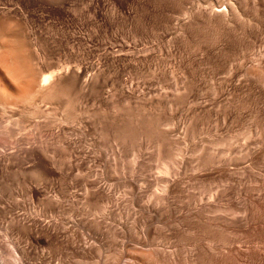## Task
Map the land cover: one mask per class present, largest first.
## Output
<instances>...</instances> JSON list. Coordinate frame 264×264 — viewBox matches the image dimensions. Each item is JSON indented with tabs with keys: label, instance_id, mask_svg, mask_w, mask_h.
Segmentation results:
<instances>
[{
	"label": "rangeland",
	"instance_id": "374dc122",
	"mask_svg": "<svg viewBox=\"0 0 264 264\" xmlns=\"http://www.w3.org/2000/svg\"><path fill=\"white\" fill-rule=\"evenodd\" d=\"M79 13H82V16H84L85 18H88L87 16H89V14L91 15V12H85L84 9H80ZM5 19V26L7 28L14 27L17 29V33H15L13 36L14 39H18V42L27 45L29 48L34 43H36L37 38L32 32L29 31L32 25L31 23L27 21L25 22V20L23 19H18V24V20L15 19V24L19 25L16 26L12 21L8 20L7 18ZM21 20H23L24 22ZM99 25V38L93 40L88 36L89 28H91L92 26L86 24L85 28L81 30V32L86 35V39L84 41L86 45L81 48H75L74 51H69L68 49L67 51L66 49H63L65 51H63L62 49H47L45 52L42 51V53L39 52L36 54L34 51H30L22 54V59H26L25 62L27 61V64L32 61L29 66L33 67L34 69L31 67L28 68H31V71H34L35 74L39 72V69L41 67V70L44 69L43 72L46 73L50 71L54 65L55 66L52 68V70L56 67L59 68V66H76V64L79 63L76 61H84L88 64L97 61L96 63H100L99 65L102 68L101 82L103 84L99 91V99V96L96 99L94 97V94L90 92V90H85V93L83 91L80 105L82 108H84L83 114L85 115L82 114L80 124L77 122L78 124H76L75 126V122H73V124H70L72 122H69V124L66 125L67 127L65 128V136H67L66 138L63 137V140L66 141V149L62 150L63 152L56 151L54 153L55 156H57V159H59L60 161L64 160L62 162L63 165H61L63 168L62 172H60L59 170L58 172H55V174L53 173V175L47 178L46 184L45 182L40 181L38 183V181H36V177L39 172H42L40 166H38V163L33 160L32 157H27L23 155V153H20V156H22L21 161L23 162L21 167L22 169H19V174L17 173L14 176L15 180L11 178V180L9 178H7L6 180V194L7 198L9 199L7 200V202H11L13 200L14 202L16 201L18 203L17 210L19 211V214L25 213L26 216H28L29 214V216L41 215V217H39L42 220H45L46 218V215L41 214L42 211L45 210L44 213H48V216L50 215L45 221H48L52 218L59 219L60 217L65 219L66 221H69L71 219L77 221V219L82 220L84 218L83 221L88 223V225L91 221V230L89 228L90 225H87L86 227L81 229V236L88 245H94L93 247H96L94 249L95 253L93 254H95L96 256L98 253L99 259H96L99 264H104L101 261L102 259H104V262H106L105 264H109L112 261V263L114 264H134L133 261L135 262L136 260L137 261L135 262V264H140L141 262L139 259L143 256L144 263L146 260V262H149V264H157V260L161 261V259H163L161 261L163 262L165 254L173 250H177L178 254H180L179 259H182L186 256L189 258L187 260L189 261L191 259V263L194 264H221L222 262V264H225L224 262H226V264H264V147H259L262 149L256 147L254 148L252 144H249L251 143L250 140H248L249 143L247 142V145L243 144L245 142L243 133L247 127H250V125V128H253L255 130L253 134V140H259L260 138L264 137L261 135V133H257L259 129L260 131L264 130V113L259 112L264 111V96L260 97L261 95L259 96L258 94L262 93V90L260 91V88L258 87L259 89L256 88V92L254 89V99H247L245 97V94L247 93L245 92V89L246 91L249 89L245 86V84H240V87H235L234 83L233 86L230 85L232 83L228 82L229 84H227L226 81L223 80H225L228 75L224 73L225 71L223 69L218 74V78L217 76L213 78L209 75L210 70H208L207 67H205L204 65L199 66L198 63H196V58L193 59V54H195V52L192 53L188 51L185 53L179 50L178 52L177 50H163L156 45L158 43V40L154 38H151V40L148 39L149 42L155 44L156 46H154L151 51H145V49L142 48L143 45L141 44L143 41L138 42V44L136 45V49L133 48L131 37L126 33L125 25L123 26L124 32L118 31L116 29L115 23L111 24L108 22L100 21ZM259 39L261 42L257 41V44L260 49H258L257 46L255 50L258 49L257 51H262L264 50L262 49V45H264V35L259 36ZM154 40H156V43H154ZM100 44L102 45V48L106 44V47L108 49L103 48L104 52L101 50H92L93 52L91 51V53L87 51L83 52V49L85 47H88L89 45L94 49L95 45L101 47ZM118 45H120L121 47ZM118 48L120 49V51L117 50ZM142 49H144V51ZM54 50H57V52H55ZM106 50H108L109 52H107ZM115 50H117L118 52ZM181 52H183V54L185 53L186 55L187 53H189V56H186L187 58L193 55L188 59L189 63H186L187 58L184 56L186 58L185 59ZM116 53H118L117 58ZM20 55H18V57ZM69 57H71V59H69ZM120 57L121 59H119ZM27 58L31 60L29 61L27 60ZM116 59L117 61L119 60L118 62L122 66L116 61ZM191 60L194 62V67L192 66L193 62ZM114 61L116 63H114ZM19 62L24 66L27 65H25L24 61ZM33 62L35 64L38 62L37 64L40 66L36 64L38 66L36 67ZM75 62L76 64H74ZM45 64H47L46 67ZM115 64H117L118 67L121 68H119V74L117 65ZM188 64L190 65L189 70ZM185 65H188V67ZM24 66L23 68H25ZM35 69L37 70V72ZM41 72L37 74L41 75ZM186 76L189 78H187V81ZM222 76H225V78H223ZM209 77L212 78L210 79ZM221 77L223 80L220 79V82V80L218 81V79ZM182 80L184 81L182 82ZM219 82L220 84L225 83L224 86L226 87H223L224 93L221 95L222 99L220 96L219 98H215L214 94V88H218L220 86ZM213 84L215 85V87ZM232 88L234 90L239 88V90H236L237 95L236 92L232 90ZM15 90L17 91V89L14 88H7L6 91H4L5 93H8H6L5 95L4 93H1L2 95L0 96H4L3 98L1 97L2 99L5 98L4 100L10 99V101L6 100L7 102L15 100L11 103H19V109L23 107L24 110H30V107L26 106L24 108V106H22L23 104L19 102V99L20 101H22V96H20V94L17 95L13 93L15 92ZM231 93L234 94L232 95ZM228 94L229 96H226ZM234 95L235 97L237 96V99L233 97ZM17 96H19L20 98L16 99L18 98ZM225 96L227 98H223ZM68 97L63 96L62 98H60L59 101L62 103V105L60 104L61 106L58 109L60 110L62 108L61 111L56 112V110H54L52 111L53 114L51 116H48L47 118L49 119L50 117L49 121L54 120V122L52 123L54 124V127L56 126L55 124H57L55 119H57V116L60 117V112L71 114L72 112H75L74 108L77 107V105L79 106V104L74 101V98H72V95ZM68 99L69 101L73 102V104L72 102L71 104H69L72 107L68 105ZM256 100H258V102ZM110 101L112 102V104ZM229 101L232 102L231 105L229 104ZM97 106L99 108H97ZM112 108L119 109L121 113H118V111L116 110L117 112L114 111V116ZM224 108L226 109V112ZM23 109H20V111L22 110L20 113V111H17L16 107V111L18 113L13 110L12 112L14 114H11V111L7 113L8 115L6 114L7 118L9 116L10 121V115H12V122L9 121L11 123L10 126L15 125V121L17 125V120L19 121L22 117H24L26 111L24 113ZM70 110L73 111L71 112ZM141 110V113L144 112L148 116L150 114H153L150 115V117L152 116L151 118L158 117L159 120H157V122L160 124L162 122L165 123L167 121L169 123V121H172V124L169 123L168 126L161 127L162 129H166L171 140L176 142H172L173 144L171 151L176 152L177 150H181L183 148L186 151L185 152L181 150L183 151V156H177L176 161L174 160L175 163L173 159H175L176 157H171L173 162L170 164L172 168H169L171 172L170 175H165L162 173L158 174L157 168L154 167L156 165L154 157L157 150L156 142L154 139L149 140L148 142H140L137 139V143H140H138L139 147L143 145L142 148L140 147L141 150H139L138 144L135 142L133 136H129V138L126 137L127 140H123L122 143L120 140L115 141L112 136L106 134L107 129H109L111 126L114 128V124L116 122L118 124H122V122L123 124H128L129 121L127 116H131V114L128 115L129 112L136 113ZM126 112L128 114H126ZM251 113L253 114V116L256 114L255 118L251 116ZM13 116H17L19 117V119L17 117L14 118ZM113 118H115L116 120ZM93 119L95 122L93 121ZM124 119L127 121H125ZM93 122L98 123L94 124ZM170 125L171 128L168 129ZM12 127L11 129H15V126L13 128ZM112 127L110 129H113ZM43 128L45 127H42V129ZM102 129L106 131L102 132ZM70 131H72L74 135L70 133ZM171 134L173 135L171 136ZM180 142L186 147L181 146ZM248 145H251L252 147L250 146L249 149ZM69 151L72 152L70 153ZM65 152L66 154H68L67 156ZM180 157L184 159H181ZM30 158L35 162H33L32 160L30 161ZM26 159L28 160L26 161ZM23 160H25L26 162ZM142 160L144 162H141ZM214 161L216 162V165H214ZM180 162L182 165H180ZM142 163L145 165L143 166ZM176 164H178V166ZM145 166H147L148 170ZM178 167H180V169ZM182 168L184 169V171ZM172 169L174 171H172ZM171 175L174 176L171 177ZM180 177L182 178V180ZM169 178H174L177 180L173 179V182L170 183L171 181H169ZM168 183L171 187L173 186L170 189L171 191L168 190V193H166V191L163 192L162 188ZM31 184L39 187L41 192L39 191L33 196V194L29 192V186ZM149 184H151V186ZM12 193H14V195H12ZM165 196L167 198H164ZM9 197L11 198V200ZM48 197H50V199H48ZM160 197H163V199L166 200H160ZM58 201H60V203H58ZM215 205L218 207H216L217 209L226 207V209L228 210H239L237 219H232L233 216L230 214V217H227L228 213L222 211L213 212V210L216 209H213ZM184 206H186L187 208ZM208 206L209 209L212 206V211H208L207 213V210L205 209H207ZM55 207L57 211H53V208ZM70 208H74V211L76 212L71 211L73 209L70 210ZM50 209L52 210L54 215H52V212H46L47 210L50 211ZM65 210H70V213L66 211L69 215H67L66 212L65 214L62 213ZM77 210L80 211H78L80 217L77 215ZM55 212L57 213V215ZM58 212H61V214ZM108 213L110 215H108ZM220 214H225V216L222 217L223 215L221 216ZM7 215L8 214H6V217ZM72 215H75V218L72 217ZM106 215H108V217H106ZM22 216L25 215L23 214ZM208 216L210 219L208 218ZM94 217H96V219H94ZM147 217H149L150 220ZM216 217H218V219ZM239 217H242L243 221ZM215 218L216 220H219L220 218V220L215 221ZM226 218H229V220ZM6 219L8 220V217ZM6 219L4 220L3 225L6 228V233L14 237L16 245L18 244L19 247H22L23 245L28 246L26 244H28L29 241L27 243V238H25L26 236L23 232H10V230L7 229L8 221ZM104 219H106V221H104ZM147 220L151 222H147ZM94 221L99 222L96 223L100 225V228L95 223L92 225V222ZM218 222L221 225H219ZM245 222L249 224L247 225ZM240 223L241 225L239 226ZM213 224L216 225L219 229H217L216 226L214 227ZM94 225L99 229H94ZM108 225H110V227H108ZM145 225L148 227L146 228ZM66 226H71V222L66 224ZM223 227L225 230L223 229ZM220 228L224 231L222 232ZM145 229L148 231V233L145 232ZM2 231L0 232V243H2V247L0 249L4 251V255L0 257V261L4 262L5 257L6 263L4 264H10V261H12V264H16V257L18 255L16 253L17 247L16 249H14V245H12L10 241H8V235H4ZM84 231H86V235H84ZM124 231L127 232L124 233ZM129 234L134 236H129L130 238L124 237V235L128 236ZM145 234L147 235V237ZM226 237L227 239H229V242H234L235 240H237L235 241V244H233L232 242L234 247L231 252L225 253V256L221 255V257H219L218 259L212 258L213 260H207L208 258L204 260V257L206 255L202 254L204 255V257L200 259L198 254L199 251L195 248L196 246L207 244L209 242V239H214L216 242H218L219 240L223 241V238L227 240ZM137 239L141 242L145 241L144 239H147V245L146 243L144 245V242L143 244H141L143 246L139 245L141 242L137 241ZM148 242H152L150 243L151 247H154L158 244L160 245L151 249ZM136 243L138 244V246H140L139 248L144 249V251L146 247H150L149 249L151 251L149 250V254L147 253V248L145 251L146 253H143V251L137 252L140 249L137 248L138 246ZM29 245L31 244L29 243ZM36 247L32 246V249H36ZM42 247L45 248L43 249ZM42 247L39 246V248H41L42 250L38 249L37 247V252L39 250V252L46 251L48 253L46 254L49 258H51V262L53 264H63V261L65 260V264H74L75 260L78 259L77 257L73 258L70 257L71 255H68V258L67 256H65V260H63V257H60L58 253H56L57 251L55 248L49 247V249L47 248V246ZM162 247H164V250H162L164 251V256L158 253V251L161 252L160 249H162ZM97 248L98 251L96 253L95 250H97ZM120 250L123 251V254L126 255V257L124 255L123 257L120 256ZM155 250H158L156 252L159 255L158 256L156 254V258L155 255L152 254ZM126 252H128L129 254H127ZM136 252L138 254L143 253V256L141 254H139L140 256L136 255ZM131 253H133V255ZM144 254H146L149 261H147V257ZM127 255H130L129 258H135L133 259V261H131L130 259L127 260ZM117 257L119 259H117ZM157 257H160L161 259ZM166 257L168 258L167 254L165 258ZM151 258H155L156 262L152 259L151 263ZM8 259H10V261H7ZM116 259L120 261H117V263H115ZM128 261H131L132 263ZM188 261L179 260V262L176 261L174 262V264H185L184 262ZM32 262H34V260H32ZM168 262L170 264H173L171 261H169V258L167 260V264H169ZM159 263L160 262H158V264ZM165 263L166 261H164L163 264ZM191 263L189 261L188 264Z\"/></svg>",
	"mask_w": 264,
	"mask_h": 264
},
{
	"label": "bare ground",
	"instance_id": "6f19581e",
	"mask_svg": "<svg viewBox=\"0 0 264 264\" xmlns=\"http://www.w3.org/2000/svg\"><path fill=\"white\" fill-rule=\"evenodd\" d=\"M80 9H84L85 12L86 11L91 12V15L89 14V16H87L88 18H85L84 16H82V13H79ZM5 18L12 21L14 23V25H16L15 19H17V20L23 19V20H25V22L27 21V22L31 23L32 25H31V28L29 29V31L32 32L35 35V37L37 39L39 38L40 40L36 39V43H34L32 46L30 45L31 46L30 48L27 45H24V44L18 42V39H14V37H13L14 34L17 33V29L14 27L7 28L5 26V20H6ZM19 20L17 21L18 24H19ZM23 20H21V21H23ZM21 21H20V23H21ZM100 21L101 22L102 21L108 22L111 24L115 23L116 29L120 32L123 31V26L125 25L126 33L129 34V36L132 39L131 41L133 42V44H132L133 48H136V45L138 44L139 41H141V42L143 41L141 44V45H143L142 48H144L145 51H149V50L151 51V49L154 48L155 44H152L151 42H149L148 39L151 40V38H154V39L158 40V43L156 45L163 50H165V49H167L168 51H173V50L176 51L177 50V52L179 50V51H183L185 53L188 51H190L192 53L195 52V54H193L194 55L193 59L196 58V61H197L196 63H198L199 66L204 65L205 67H207L208 70H210L209 75L212 76L213 78L215 76H217V78H218V74L223 69L225 71L224 73H226L228 75V77L225 78V76L224 77L222 76L223 78H225V80H223L221 77L218 79V81L221 79L223 81H226L227 84L232 83V84H230L232 86L234 83L235 87L236 86L240 87V84H242V83L245 84V86L249 89L247 91L245 89V92H247L245 94V97L247 99H250V98L254 99V97H253L255 94L254 92L256 91V88H258V87L260 88V91L262 90V93H258L259 96L260 95H261L260 97L264 96V50L257 51L258 49H260V47L257 44V41L261 42L259 39V36L264 35V0H0V95H2L1 93H4V95L6 93H8L9 92L8 90H7L8 92L5 93L7 88L8 89H11V88L17 89V91L15 90V92H13V93H15L17 95L20 94V96H22L21 97L22 101H20L19 96H17L18 98H16V99H19V102L23 104L22 106H24V108L26 106L30 107V110L29 109L24 110L23 107H21L19 105L24 110L23 111L24 113L26 111V114H24L22 112L24 114V117H22L23 119L21 118L19 121L16 119L17 125H16V121L14 120L15 125H12V126L13 127L15 126V129H11L12 126H10V124H11L10 122H12V115H10L11 116V121H10L9 116H8V118L6 117L8 115L7 113L11 111L10 113L14 114L12 111L13 110L16 111V107H17V111H20L21 108L20 109L18 108L19 103L18 104L17 103H11V102H14L15 100L9 102L10 99H6V100H9L7 102L6 100H4L5 98L2 99L4 96H0V232L2 230H4V231H2V233H4V235H8V233H6V228L3 226L4 220L8 217V220L6 219L8 221L7 229L10 230V232H18V231L23 232L24 235L26 236L25 238H27V243L29 241V243L31 244V245H29V243H28V244H26L28 246L23 245L24 247L23 246L19 247L18 244L16 245V241H14V237H12V235H8V241H10V243H12V245H14V249H16V247H17L16 253L18 255L16 257V261H17L16 264H53L51 262V258L48 257V255H47L48 253L46 251L45 252H42V251L39 252L40 250H42L41 248H39V246H41V247L47 246V248H49V247L55 248L57 251L56 253H58V255L60 257H63V260H65L64 259L65 256H67V258H68V255H71L70 257H73V258L77 257L78 259L75 260V263L73 262L74 264H99V262L96 259V258L99 259L98 253H97L98 248H97V250H95L97 253V255L95 256V254H93V253H95L94 249L96 247H93L94 245L93 246L88 245L83 240V238L81 236L82 235L81 229L88 225V223L83 221L84 218L82 220L77 219V221H75L74 219L66 221L65 219L60 217L59 219H55V218L50 219L49 218L50 220L45 221L46 219H48L47 217L50 216V215L48 216V213H46V214L44 213L45 210L42 211V213H41L42 215H46L45 216L46 218L44 217L45 220H42L40 218L41 215L29 216L30 215L29 214L28 216H26L25 213H20L22 215L23 214L25 215V216H22L19 214V211L17 210L18 203L16 201L14 202V200H13L11 202H7V200H9V199L7 198V194H6V190H7L6 189V180H7V178H9V179L11 178V179L15 180L14 176L19 172V169H22L21 167H22L23 162L21 161L22 156H20V153H23V155H25L27 157L28 156L32 157V159L38 163V166H40L42 172L38 171L39 173L37 174V177H36V179H37L36 181H38V183L40 181V182H45V184H46L47 178L49 176L53 175V173L55 174V172H58L59 170H60V172H62L63 168L61 165H63L62 162L64 160L60 161L59 159H57L56 158L57 156H55L54 153L56 151L61 152L62 150L66 149V147H65L66 141L63 140V137L66 138V136H67V135L65 136V134H66L65 128L67 127L66 125L69 124V122H72L70 124H73V122H75V126L78 123L80 124L82 114L84 113V108H82L80 105V103H81L80 101L82 98L83 91L85 93V90H90V92H92L94 94V97L97 99V97L99 96L98 97V99H99L100 98L99 91H100L101 86L103 84L101 82V77H102V70L101 69L102 68L99 65L100 63L99 64L96 63L97 61L92 62V63H96V64H92V63L88 64L87 62H84V61L83 62L82 61L81 62L76 61V59L78 58L77 57L75 59V61L79 62V63L76 64V62H75L74 64H76V66H73V67H71V65H70V67L68 65H66L65 67L59 66V68L56 67L55 69L52 70V68L55 66L54 65L51 68V70L46 72V73L43 72L44 69L41 70V68H42L41 67L40 69L38 68L39 72H37V70L35 69L37 73H40L42 71L41 75H39L37 73L35 74L34 71H31L32 70L31 68H33V67L29 66V64H31L32 61L27 64L26 63L27 61L25 62L26 59L25 60L22 59L23 58L22 54H25V52L27 53L30 51H34L37 54L39 52L42 53V51L45 52L47 49L48 50L49 49H59V50L60 49H62V50L66 49V51L68 49L69 51L70 50L74 51L75 48L84 47V45H86L84 42L86 39V35L83 34L81 32V30L83 28H85L86 24L91 25L92 27L89 28L88 36L93 40L96 38H99L98 35H100V33H98V31L100 28V25H99ZM16 26H19V25H16ZM7 29H9V30H7ZM154 43H156V40H154ZM263 43H264V40H263ZM98 45H95L94 49L92 46L89 45L88 47H85L83 49V52L87 51V52L91 53L92 50L93 51H97V50L103 51L104 49H108L106 47V44L103 47L104 49L102 48L101 44H100L101 47H99ZM120 45H122V44H120ZM120 45H118V46H120ZM256 47L258 49L255 50ZM144 49H142V50L144 51ZM262 49H264V45H262ZM109 50H110V48H109ZM117 50L120 51L119 48ZM117 50H115V51H117ZM54 51L57 52V50H54ZM63 51H65V50H63ZM106 51L109 52L108 50H106ZM134 51H135V49H134ZM183 52H181V53L183 54ZM196 52H197V54H196ZM122 53H123V50H122ZM192 53H190V54H192ZM146 54H148V53H146ZM184 54H183V57L189 56V53H187V55L186 54L184 55ZM18 55H20L19 57L21 58V60L18 57ZM117 55H118V53H116V58H117ZM193 55H191V56H193ZM27 56H25V57H27ZM135 56H136V54H135ZM17 57H18L19 61H21V62L24 61L25 65L26 64L27 65L24 66L22 63L20 64ZM71 57H73V56H71ZM71 57H69V59H71ZM190 57H188V58L186 57L187 59L185 58L187 60L186 63L189 61L188 59ZM29 58H27V60L30 61L31 59H29ZM119 59H121V57ZM116 61H117V59H116ZM194 62L192 63V66H193ZM114 63H116V62L114 61ZM33 64L36 65L34 62H33ZM47 64H45V67ZM134 64H135V62H134ZM22 65L25 68H23ZM37 65H36V67L40 66V65H38V66ZM115 65H117V64H115ZM188 65H185V66L188 67ZM190 65H191V63H190ZM190 65H189L188 70L190 69ZM28 67H31V68H28ZM117 68H118V74H119V71L121 68L118 67V65H117ZM149 71H151V70H149ZM188 75H189V73H188ZM190 76H191V74H190ZM212 77H209V78L211 79ZM183 78H185V77H183ZM187 78L188 77L186 76V81H187ZM199 78H201V77H199ZM217 78H216V80H217ZM216 80H214V81H216ZM221 80H220V82H221ZM183 81L184 80H182V82ZM220 82H219V84H220ZM224 84L225 83L220 84L221 88H220V86L218 88H216L215 85L213 84L215 87L214 88L215 98L216 97L219 98V96L221 97V95L224 93V91H223L224 90L223 87H225ZM18 89H19V91H18ZM242 89H244V88H242ZM254 89H255V91L253 92ZM232 90H234V89L232 88ZM236 90H239V88H237ZM236 90H234V91L236 92V95H237ZM241 91H240V93H241ZM90 92H89V95H90ZM258 92H259V90H258ZM10 93H12V92H10ZM234 93H231V94L233 95ZM7 95H9V94H7ZM71 95H72V98H74V101L77 102V104H79V106L77 105L78 108L77 107L74 108L75 112H72L74 109L72 111L70 110L72 112L71 114L65 113V112H63V113L60 112L61 113V114H59L60 117L57 116V119L54 118L57 122V124H55L56 126L54 127V124H52L54 122V120L49 121L50 117H49V119H47L48 116H51L53 114L52 111H54V110H56V112L61 111L62 108L60 110L58 109L62 105V103L59 101L60 98H62L63 96L68 97ZM196 95H197V93H196ZM226 96H229V94ZM226 96L223 98H227ZM233 97H235V95ZM231 98H230V100H231ZM238 98H240V97H238ZM257 98H258V96H257ZM69 99H68V105L71 104V102H72V101H69ZM221 99H222V97H221ZM228 99H229V97H228ZM258 100H256V101L258 102ZM16 101H18V100H16ZM217 101H218V99H217ZM229 102H230L229 104L231 105L232 102L231 101H229ZM166 103H168V102H166ZM72 104H73V102H72ZM111 104H112V102H111ZM106 105H108V104H106ZM31 107H32V109H31ZM70 107H72V106H70ZM97 108H99V107L97 106ZM166 109H167V107H166ZM112 110H113L114 116H115L114 111L117 110L118 113L120 112L119 109H117V108H112ZM17 111H16V113H18ZM21 111H20V113H21ZM95 111H94V114H95ZM136 111H138V110H136ZM141 112H142V110L139 112H136V113L129 112V114L126 112V114H128V115L131 114L130 117L127 116L128 121H129L128 124L127 123L123 124V122H122V124H118L116 122L114 124L115 125L114 128L111 126L112 124L110 125L113 129H110L111 127L109 129H107V131L102 129V132L106 131L107 135L112 136V138L115 141L120 140L122 143H123V140H125L126 137L129 138V136L130 137L133 136L136 143H137V141H136L137 139L140 142L141 141H147L148 142L149 140L154 139L156 142V146H157L156 147V149H157L156 155L154 157L155 158L154 160L156 161V163H155L156 165L154 167L157 168L158 174L162 173L165 175H170L171 172H170L169 168H172L170 164L174 160L176 161L177 156H179V155L183 156L182 153H183V151H185L184 148L181 149L183 151H181V150H177L176 152L171 151L172 144L176 143V142L171 140V138L168 134V131H166V129L161 128L162 126L163 127L168 126L169 123L172 124V121L171 122L169 121V123L167 121L165 123L160 121V122H162L160 124L157 122V120H159L158 117L151 118L152 116L150 117V115H153V114H150L148 116L144 112L143 113H141ZM225 112H226V109H225ZM259 112L264 113V111H259ZM122 114H124V113H122ZM83 115H85V114H83ZM192 115H193V113H192ZM255 115L253 116V114L251 113V116H253L254 118H255ZM15 117H17V116H15ZM116 117H117V114H116ZM17 118L19 119V117H17ZM94 119H93V121H94ZM113 119H115V118H113ZM122 120H123V118H122ZM256 120H257V118H256ZM125 121H127V120H125ZM97 123H94V124H97ZM254 124H257V123H254ZM172 126H174V125H172ZM42 127H45V128H43L44 130L42 129ZM250 127H251V125H250ZM250 127H247L243 133V136L245 138V142L243 144L247 145L249 143L248 140H250L251 143H249V144H252L254 146V148L255 147L256 148L264 147V137L260 138L259 140H253V136H254L253 134H254L255 130L253 128H250ZM169 128H171V125L168 127V129ZM70 133H72V131H70ZM257 133H261V135L264 136V130L260 131V129H259V131H257ZM72 134L74 135V133H72ZM172 135L173 134H171V136ZM124 143H126V142H124ZM139 144H138V147H139ZM142 144H143V142H142ZM142 146H140V147L142 148ZM181 146L186 147V146H184V144L182 145V143H181ZM248 146H249L248 148L250 149L251 145H248ZM140 147L138 148L139 150H141ZM259 149H262V148H259ZM247 153H248V151H247ZM65 154H66V152H65ZM67 155L68 154H66V156ZM63 156H64V154H63ZM174 156L176 158L173 159V161H172L171 157L174 158ZM32 159L30 158V161ZM181 159H184V158H181ZM27 160L28 159H26V161ZM23 161H25V160H23ZM35 161H33V162H35ZM175 161H174V163H175ZM141 162H144V161L142 160ZM181 162H180V165H182ZM178 164H179V160H178ZM178 164H176V165L178 166ZM184 164H185V162H184ZM142 165L144 166L145 164L142 163ZM169 165H170V167H169ZM214 165H216V162ZM145 167L147 168V166H145ZM178 168L180 169V167H178ZM147 170H148V168H147ZM172 171H174V170L172 169ZM176 171H178V170H176ZM183 171H184V169H183ZM177 173H179V172H177ZM34 175H33V177H34ZM173 176L171 175V177H173ZM173 179L169 180V181H171L170 183L173 182L172 181ZM34 180H35V178H34ZM174 180H177V179H174ZM181 180H182V178H181ZM164 183H166V182H164ZM40 184H42V183H40ZM149 185L151 186V184H149ZM169 186H170L169 183L166 184L162 188V191L163 192L166 191V193H168V190L171 191L170 189L173 186L172 187L170 186V188H169ZM178 186H180V185H178ZM29 187H30L29 192L31 194H33V196L35 194H37L39 191L41 192L39 187H37L34 184H31ZM172 191H173V189H172ZM12 195H14V193H12ZM166 196L164 198H167ZM215 198H216V195H215ZM215 198H214V201H215ZM48 199H50V197H48ZM10 200H11V198H10ZM136 200H137V198H136ZM160 200L165 201L166 199H163V197H160ZM58 203H60V201H58ZM185 205H187V204H185ZM184 207H186V206H184ZM211 207L209 209V206H208V208L205 209V210H207L206 211L207 213H208V211L209 212L212 211ZM216 207L217 206L215 205V207L213 209H215ZM217 208L215 210H213V212L214 211H220V212L222 211V212L228 213L227 217H230L229 216V214H230L234 217V218L232 217V219H237V217H238V213H239L238 211L239 210L238 211L235 209L234 210H228V209H226V207L225 208L224 207L219 208V209H217ZM54 209H56V207L53 208V211H57V209L56 210H54ZM71 209H73V210H71ZM167 209H169V208H167ZM67 210H65L62 213L65 214V212ZM70 210L74 211V208H70ZM69 211H67V212H69ZM78 211L79 210H77V212ZM46 212H52V210L50 209V211L47 210ZM67 212H66V214H67ZM74 212H76V211H74ZM79 212L77 213L78 216H79ZM58 213L61 214V212H58ZM6 214H8L7 217H6ZM52 215H54L53 212H52ZM56 215H57V213H56ZM67 215H69V214H67ZM108 215H110V214L108 213ZM108 215H106V217H108ZM222 215H221L222 217L225 216V214H222ZM74 216L75 215H72V217H74ZM149 217H151V216H149ZM149 217H147V218H149ZM218 217H220V216H218ZM218 217H216V218L218 219ZM208 218H209V216H208ZM216 218H215V221L220 220V218H219V220H216ZM239 218L242 220V217H239ZM67 219H68V217H67ZM94 219H96V217H94ZM226 219L229 220V218H226ZM149 220H150V218H149ZM223 220H224V218H223ZM104 221H106V219H104ZM70 222H71V226H66V224H68ZM87 222H88V219H87ZM96 222L97 221L92 222V225L94 223L95 224L99 223V222H97V223ZM147 222H151V221L147 220ZM207 222H208V220H207ZM211 222H209V223H211ZM224 222H225V220H224ZM90 223H91V221L89 222L90 226L88 225L89 228L92 227ZM216 224H217V222H216ZM228 224H230V223H228ZM231 224H232V222H231ZM105 225H106V223H105ZM219 225H221V224L219 223ZM240 225H241V223L239 224V226ZM94 226H93V228L95 229L96 226L95 227ZM97 226H99V228H100L99 224H97ZM143 226H144V224H143ZM215 226L216 225H214V227ZM108 227H110V225H108ZM147 227L148 226H146V228ZM99 228H96V229H99ZM221 228H220V230H221ZM217 229H219V228L217 227ZM223 229H224V227H223ZM90 230H91V228H90ZM112 230H114V229H112ZM224 230H221V231L223 232ZM85 232L86 231H84V235H86ZM126 232L127 231H124V233H126ZM145 232L148 233L147 230ZM130 233H131V231H130ZM147 235H146V237H147ZM129 236L132 237L134 235H131V234H129L128 236L124 235V237H129ZM226 239H227V237H226ZM144 240L145 241L141 242L140 240L137 239V241L141 242L139 245L143 244V242H144V245H145V243L147 245V239H144ZM222 240L223 241L219 240L218 242H216L214 239H209L208 240L209 242L207 244L196 246L195 248H196V250L199 251L198 254H199L200 259L203 258L204 255H206L204 257V260H206L207 258H208L207 260H213L212 258L218 259L219 257H221V255L225 256L226 255L225 253L232 251V249L234 247L233 244H235V241H237V240H235L234 242L232 241L233 242V244H232L231 241L230 242L228 241L229 239L225 240V238H223ZM148 243L150 245V243H152V242H148ZM1 245H2V243H0V248L2 247ZM158 245H160V244H158ZM158 245H156L154 247H157ZM32 246H35V247L37 246L38 249H40V250L37 252V250H36L37 247H36V249H32ZM137 246H138V244H137ZM141 246H143V245H141ZM135 247H136V245H135ZM139 247L140 246H138L137 248H139ZM150 247H151V245H150ZM154 247H151V249ZM164 247H162V249H160L161 252L158 250L153 251L154 253H152V254L155 255V258H156V254L158 255V253L160 255L164 254L163 253L164 251H162V250H164ZM42 248L44 249L45 247H42ZM143 248H145V247H143ZM146 248H145V251H146ZM149 248H147L148 254L151 251ZM139 249H137V250H139ZM155 249H157V248H155ZM234 250H236V249H234ZM120 251H121L120 256L123 257V255H124L123 251L122 250H120ZM140 251L141 252L143 251V253H146L144 251V249H140L137 252H140ZM156 251H158V253ZM124 253H125V251H124ZM126 253L129 254L128 252H126ZM143 253H139V254H141L143 256ZM131 254L133 255V253H131ZM134 254H135V252H134ZM139 254L137 253L136 255H139ZM166 254L168 255L169 261H171L173 264L176 261L179 262V260L180 261L181 260L182 261H188L187 259H189L186 256L185 257L182 256L184 258L179 259L180 254H178L177 250L169 251ZM166 254H165V256H166ZM202 254H204V255H202ZM2 255H4V251H2V249H0V257H2ZM144 255L146 256V254H144ZM150 255H151V253H150ZM124 256L126 257V255H124ZM163 256H161V257H163ZM165 256H164V261H166L165 264H167L168 258L166 257L167 258L166 259ZM118 257H117V259L120 258V257L119 258ZM129 257H130V255L129 256L127 255V260L130 259L131 261H133V259L135 258V257H133V259H132V257L131 258H129ZM143 257L139 259L140 262L142 264H145V263L149 264V262H146V260L144 263ZM155 258L150 259L151 263H152V259L155 261ZM157 258L161 259L160 257H157ZM117 259H116V262L114 261L115 263H117V261L118 262L120 261ZM32 260H34V262H32ZM162 260L163 259H161V261ZM7 261H10V259H8ZM101 261L104 264L106 263V262H104V259H102ZM131 261H128V262L132 263ZM147 261H149L148 257H147ZM161 261L157 260V264H158V262H160L159 264L164 263V261L163 262H161ZM189 261L191 263L192 260L190 259ZM189 261L184 262V263L188 264ZM202 261H203V259H202ZM222 261H223V258H222ZM63 262L62 263L65 264L66 260ZM110 262H111V260H110ZM135 262L133 261L134 264H135ZM216 262H218V261H216ZM4 263H6L5 257H4V262L0 261V264H4ZM111 263H109V264H111ZM224 263L226 264V262H224ZM10 264H12V261H10ZM112 264H114V263H112ZM178 264H180V263H178ZM191 264H194V263H191Z\"/></svg>",
	"mask_w": 264,
	"mask_h": 264
}]
</instances>
